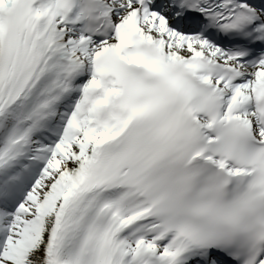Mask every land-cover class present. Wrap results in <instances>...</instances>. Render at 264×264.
Masks as SVG:
<instances>
[{
	"label": "snow or ice",
	"instance_id": "6c2138e0",
	"mask_svg": "<svg viewBox=\"0 0 264 264\" xmlns=\"http://www.w3.org/2000/svg\"><path fill=\"white\" fill-rule=\"evenodd\" d=\"M0 264H264V0H0Z\"/></svg>",
	"mask_w": 264,
	"mask_h": 264
}]
</instances>
